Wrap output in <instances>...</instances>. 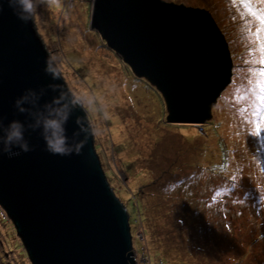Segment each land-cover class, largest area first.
Instances as JSON below:
<instances>
[{
  "label": "rangeland",
  "instance_id": "obj_1",
  "mask_svg": "<svg viewBox=\"0 0 264 264\" xmlns=\"http://www.w3.org/2000/svg\"><path fill=\"white\" fill-rule=\"evenodd\" d=\"M168 1L207 9L230 49L231 80L204 121L167 120L157 88L91 27L93 0H34L33 22L132 213L135 263L264 264V0ZM220 144L227 168L212 171L223 161ZM13 228L0 211V264H31Z\"/></svg>",
  "mask_w": 264,
  "mask_h": 264
},
{
  "label": "water",
  "instance_id": "obj_2",
  "mask_svg": "<svg viewBox=\"0 0 264 264\" xmlns=\"http://www.w3.org/2000/svg\"><path fill=\"white\" fill-rule=\"evenodd\" d=\"M19 0H0V209L31 264H136L130 213L110 185L86 108ZM90 25L161 93L169 122L211 115L231 80L223 32L201 7L93 0ZM62 124L64 152L44 121ZM13 122L22 138H9Z\"/></svg>",
  "mask_w": 264,
  "mask_h": 264
},
{
  "label": "clouds",
  "instance_id": "obj_3",
  "mask_svg": "<svg viewBox=\"0 0 264 264\" xmlns=\"http://www.w3.org/2000/svg\"><path fill=\"white\" fill-rule=\"evenodd\" d=\"M19 3L22 4L24 13L28 14L26 18L31 19L37 14L34 6V0H19ZM43 126L46 132L50 131L51 133L50 136L46 137L49 147L54 152L63 153L65 137L62 135L63 128L61 122L55 118H48L44 121ZM13 137L16 139L22 138L21 126L18 122H13L9 138L11 139Z\"/></svg>",
  "mask_w": 264,
  "mask_h": 264
},
{
  "label": "trees",
  "instance_id": "obj_4",
  "mask_svg": "<svg viewBox=\"0 0 264 264\" xmlns=\"http://www.w3.org/2000/svg\"><path fill=\"white\" fill-rule=\"evenodd\" d=\"M125 63V62H124ZM126 64V63H125ZM127 65V64H126ZM128 66V65H127ZM130 68V67H129ZM209 123V128L208 129H210V131L211 132H217V126L219 125L218 123H217V121H213V120H211V121H209L208 122ZM202 134H208L209 135V132H207V130H206V128H204V131H203V129H202V132H201ZM220 147L222 148V150L224 151V154L221 152V157H223L222 158V160L223 161H221V162H216V163H213V164H211L210 165V170H212V171H214L215 169L216 170H224V169H226L227 168V164H226V162H227V158L230 156L229 155V153H225L226 151H228V149H227V147H226V144H220ZM260 149H258V150H256V151H259ZM261 151H262V153L264 152V147H261ZM260 152V151H259ZM258 155V154H257ZM259 157H261V155H259ZM262 158H264V156H262ZM128 208V207H127ZM0 211H1V213H3L4 214V212H3V210H1L0 209ZM128 211H129V213H130V223H131V220L133 219L132 218V213L130 212V210L128 209ZM7 218V217H6ZM8 219V218H7ZM14 230H15V228H13ZM133 235V234H132ZM4 240H8V236H3V238H2V243H3V245H4ZM16 244L18 245V246H21L22 248H23V246H22V244H21V242L19 241V239L18 238H16ZM24 250V249H23ZM24 254H27V253H25V251H24ZM28 257V256H27ZM164 262V261H163Z\"/></svg>",
  "mask_w": 264,
  "mask_h": 264
},
{
  "label": "snow or ice",
  "instance_id": "obj_5",
  "mask_svg": "<svg viewBox=\"0 0 264 264\" xmlns=\"http://www.w3.org/2000/svg\"><path fill=\"white\" fill-rule=\"evenodd\" d=\"M251 10V5H246ZM253 15H257V13H253ZM259 22L264 25V11L258 14Z\"/></svg>",
  "mask_w": 264,
  "mask_h": 264
},
{
  "label": "bare ground",
  "instance_id": "obj_6",
  "mask_svg": "<svg viewBox=\"0 0 264 264\" xmlns=\"http://www.w3.org/2000/svg\"><path fill=\"white\" fill-rule=\"evenodd\" d=\"M229 118V117H228ZM223 132V131H222ZM181 134V133H180ZM146 150H148V149H146ZM147 154V153H146Z\"/></svg>",
  "mask_w": 264,
  "mask_h": 264
}]
</instances>
